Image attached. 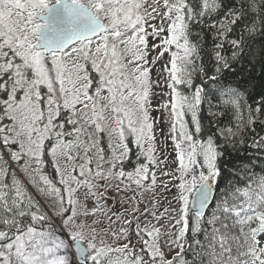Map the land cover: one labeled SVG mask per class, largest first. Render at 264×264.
Returning <instances> with one entry per match:
<instances>
[{"label": "snow or ice", "instance_id": "1", "mask_svg": "<svg viewBox=\"0 0 264 264\" xmlns=\"http://www.w3.org/2000/svg\"><path fill=\"white\" fill-rule=\"evenodd\" d=\"M0 264H264V0H0Z\"/></svg>", "mask_w": 264, "mask_h": 264}]
</instances>
